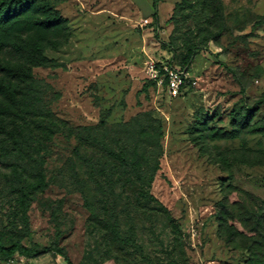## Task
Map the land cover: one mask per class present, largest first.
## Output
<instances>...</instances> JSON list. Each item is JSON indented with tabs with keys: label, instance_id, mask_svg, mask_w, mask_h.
<instances>
[{
	"label": "rangeland",
	"instance_id": "1",
	"mask_svg": "<svg viewBox=\"0 0 264 264\" xmlns=\"http://www.w3.org/2000/svg\"><path fill=\"white\" fill-rule=\"evenodd\" d=\"M10 2L0 264H264V0Z\"/></svg>",
	"mask_w": 264,
	"mask_h": 264
},
{
	"label": "trees",
	"instance_id": "2",
	"mask_svg": "<svg viewBox=\"0 0 264 264\" xmlns=\"http://www.w3.org/2000/svg\"><path fill=\"white\" fill-rule=\"evenodd\" d=\"M159 0H153L152 6L154 9V13H153V19L155 20V22H157V4H158ZM14 2V1H12ZM12 2H10V4L7 5V7L4 9L6 12V15L4 17H2L0 20L4 21L5 24L10 23L11 21H13L16 17H18L19 15H17L19 12H17L20 9H16L12 8L13 4ZM22 11V10H21ZM258 26H264V16L259 17L257 23H255V25ZM197 47H191L186 55L183 58V63L187 66V64L189 63L191 57H193L196 53H197ZM186 66H183L181 69H185ZM264 100V98H263ZM258 103H261L258 102ZM39 184L42 185L44 183V177L42 174L39 175V180H38ZM24 199L26 198L25 196H23ZM42 251H50L49 249H45ZM52 251L56 252L57 254H60L63 256L64 261L66 264H72L69 259L62 253L60 252L58 249H52ZM42 252H38L35 250H31L25 246H23L21 243L19 242H14L11 243L9 245H5L1 240H0V256H2L3 259H9L11 257H13L16 254L22 255V256H26V257H35L37 255H39Z\"/></svg>",
	"mask_w": 264,
	"mask_h": 264
},
{
	"label": "built area",
	"instance_id": "3",
	"mask_svg": "<svg viewBox=\"0 0 264 264\" xmlns=\"http://www.w3.org/2000/svg\"><path fill=\"white\" fill-rule=\"evenodd\" d=\"M148 75L157 86L165 88L169 97H178L183 86L190 83L189 74L185 69L175 68L169 64H149Z\"/></svg>",
	"mask_w": 264,
	"mask_h": 264
}]
</instances>
